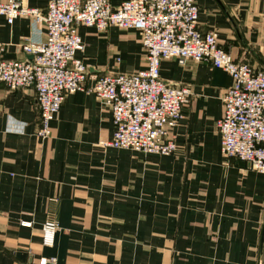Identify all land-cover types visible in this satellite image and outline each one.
<instances>
[{
    "label": "crops",
    "instance_id": "crops-1",
    "mask_svg": "<svg viewBox=\"0 0 264 264\" xmlns=\"http://www.w3.org/2000/svg\"><path fill=\"white\" fill-rule=\"evenodd\" d=\"M198 5L202 32L216 30L234 58L264 70V0ZM96 30H79L86 86L107 72L143 68L114 57L112 28ZM44 37L28 17L0 15L6 59H31L21 44ZM161 77L193 93L171 131L172 155L105 146L112 113L85 91L67 96L40 139L34 88L0 85V264H264V173L226 156L217 129L231 77L209 62L175 59L162 62ZM48 219L59 227L51 247L42 244Z\"/></svg>",
    "mask_w": 264,
    "mask_h": 264
},
{
    "label": "built area",
    "instance_id": "built-area-1",
    "mask_svg": "<svg viewBox=\"0 0 264 264\" xmlns=\"http://www.w3.org/2000/svg\"><path fill=\"white\" fill-rule=\"evenodd\" d=\"M198 0H48L45 10L23 0H0V15L9 22L19 16L45 28V37L21 44L29 60L6 59L0 44V85L10 90L34 88L40 115V139L51 134V121L68 95L93 93L110 109L115 126L105 146L133 149L145 154L172 155L177 150L171 133L183 119L192 91L161 77L164 60L209 62L232 79L222 96L223 114L217 121L222 152L264 173V70L237 60L221 46L216 30L199 28ZM99 31L110 26L136 30L146 51L144 69L107 72L86 86L87 64L77 57L85 49L80 27ZM56 221L42 226V244L51 247ZM49 259L43 258L40 264Z\"/></svg>",
    "mask_w": 264,
    "mask_h": 264
},
{
    "label": "rangeland",
    "instance_id": "rangeland-1",
    "mask_svg": "<svg viewBox=\"0 0 264 264\" xmlns=\"http://www.w3.org/2000/svg\"><path fill=\"white\" fill-rule=\"evenodd\" d=\"M111 28L113 32L110 38H111L112 49L115 53L114 57L120 56L123 63L124 62L132 63V64L140 63L142 64V67L145 68L147 64V55L142 45L139 33L136 30L121 28L118 26H110L105 30H102V31L96 30V31L100 34H108ZM192 96H193V93L191 94L184 108L190 104ZM184 108H183V111H184Z\"/></svg>",
    "mask_w": 264,
    "mask_h": 264
},
{
    "label": "water",
    "instance_id": "water-1",
    "mask_svg": "<svg viewBox=\"0 0 264 264\" xmlns=\"http://www.w3.org/2000/svg\"><path fill=\"white\" fill-rule=\"evenodd\" d=\"M32 57V56H31Z\"/></svg>",
    "mask_w": 264,
    "mask_h": 264
}]
</instances>
